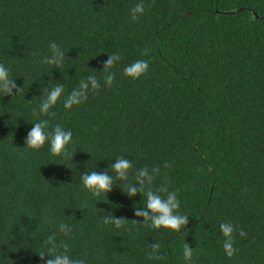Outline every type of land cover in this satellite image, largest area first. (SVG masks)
Listing matches in <instances>:
<instances>
[{
  "label": "trees",
  "instance_id": "obj_1",
  "mask_svg": "<svg viewBox=\"0 0 264 264\" xmlns=\"http://www.w3.org/2000/svg\"><path fill=\"white\" fill-rule=\"evenodd\" d=\"M0 64V264H264V0H0ZM37 122L72 132L66 154L26 145ZM148 191L179 232L150 226Z\"/></svg>",
  "mask_w": 264,
  "mask_h": 264
},
{
  "label": "clouds",
  "instance_id": "obj_2",
  "mask_svg": "<svg viewBox=\"0 0 264 264\" xmlns=\"http://www.w3.org/2000/svg\"><path fill=\"white\" fill-rule=\"evenodd\" d=\"M133 19H135V13H143L144 7L142 4H137L135 9L132 10ZM62 62V61H61ZM112 61L109 60L108 64ZM148 70V62L144 60H138L134 63L126 66L124 68V75L131 77L132 79L140 78ZM11 78L9 76L8 69L0 64V93L11 94V88L9 83ZM111 78H109L108 83L111 84ZM93 89L98 87L97 81L95 79L91 80ZM83 88H87V84L82 85ZM62 93L61 87H56L50 95L43 102L42 111H46L53 107ZM79 95H83L80 93ZM79 103L73 96L67 103L64 104L65 108H71L72 104ZM48 127L47 122H37L32 130L28 133L26 145L34 150L42 148L46 143L49 144V151L56 156L66 154L67 146L72 142L73 134L70 130H65L64 128L57 125L52 133L46 131ZM130 162L125 159H117V162L112 165V168L118 173L120 177L126 176V171L130 168ZM146 173L141 171L140 175L143 176ZM82 181L84 187L89 190L93 195L99 196L102 193H106L110 190L111 178L107 173H97L95 171L89 174H84L82 176ZM135 193V189L131 190ZM147 208L151 210L153 215L148 218L150 220V226L154 229H170L179 232L181 227L186 224L185 215L179 214L178 209L180 207V202L176 200L175 195L171 194L165 200L160 195L153 193L152 191L147 192ZM140 215V213H137ZM145 217H148V213H143ZM117 225H120V221H116ZM65 225H61V230ZM221 230L227 240L225 241L223 247L228 256H232L235 249L232 246L233 243V227L230 224H221ZM241 236L244 235L243 232L240 233ZM185 248V256L188 257L190 253ZM41 256L44 253H40ZM45 264H83V262H74L70 259L67 254L56 255L54 259H48Z\"/></svg>",
  "mask_w": 264,
  "mask_h": 264
}]
</instances>
